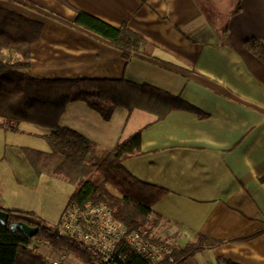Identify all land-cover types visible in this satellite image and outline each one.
<instances>
[{"label":"crops","instance_id":"obj_1","mask_svg":"<svg viewBox=\"0 0 264 264\" xmlns=\"http://www.w3.org/2000/svg\"><path fill=\"white\" fill-rule=\"evenodd\" d=\"M0 8L42 24L31 47L34 78H123L192 106L159 120L118 107L105 120L74 101L60 126L89 139L97 155L141 132L142 153L123 165L168 190L153 205L162 217L154 234L178 247L199 235L220 241L187 264H218L220 256L264 264V63L245 47L247 39L264 41V0H0ZM77 10L127 25L148 42L144 53L124 59L112 42L76 24ZM28 124L6 131L0 118L1 189L8 208L34 211L55 225L75 184L42 175L30 188L3 159L8 145L25 146L26 140L38 145L31 148L51 150L45 136L52 130Z\"/></svg>","mask_w":264,"mask_h":264},{"label":"trees","instance_id":"obj_2","mask_svg":"<svg viewBox=\"0 0 264 264\" xmlns=\"http://www.w3.org/2000/svg\"><path fill=\"white\" fill-rule=\"evenodd\" d=\"M66 3V0H59ZM76 24L116 45L126 60L144 53L148 42L127 25L116 27L77 10ZM42 24L21 14L0 8V118L6 131L18 132L23 123L52 130L45 136L49 152L25 146L8 145L3 159L19 184L36 188L42 175H58L75 184L68 201L80 209L87 204H104L115 221L126 227V233L139 232L156 244L171 249L157 264H187L188 258L214 247L220 241L199 235L184 247L161 240L154 234L162 217L153 205L168 190L144 182L123 165L127 158L140 155L141 132L119 141L113 148L96 154L95 145L80 133L60 126L66 106L83 101L109 120L116 108L140 109L164 118L176 109H192L179 95L170 94L149 84L127 79H38L31 74V47L40 37ZM246 49L264 63V41L251 38ZM0 211L9 214L6 225L0 223V264H50L51 259L32 247L34 241L57 252L74 256L82 264H151L152 261L123 237L114 252L104 256L83 241L64 233L59 225H50L34 211L8 208L1 189ZM23 221L38 227L33 237L20 230L12 231L10 223ZM218 264H239L220 256Z\"/></svg>","mask_w":264,"mask_h":264},{"label":"built area","instance_id":"obj_3","mask_svg":"<svg viewBox=\"0 0 264 264\" xmlns=\"http://www.w3.org/2000/svg\"><path fill=\"white\" fill-rule=\"evenodd\" d=\"M58 225L64 233L74 235L104 256L111 255L123 237L151 259V264H157L164 255L171 252L166 243L156 244L145 240L139 232L127 234L126 227L114 220L111 211L104 204L90 203L83 209L67 204L61 213ZM65 259V256H59L51 259L50 264H66Z\"/></svg>","mask_w":264,"mask_h":264},{"label":"rangeland","instance_id":"obj_4","mask_svg":"<svg viewBox=\"0 0 264 264\" xmlns=\"http://www.w3.org/2000/svg\"><path fill=\"white\" fill-rule=\"evenodd\" d=\"M29 125V124H28ZM33 125V124H31ZM27 127H33V126H27ZM26 135L22 136L23 139H25ZM25 146L28 147H35L38 146L36 145V143H34V140H26L24 141ZM3 165L2 161L0 160V166ZM1 168V167H0ZM11 173V172H10ZM36 195V194H34ZM42 194H39V196H41ZM37 198V197H36ZM20 203H22V200L19 201ZM60 219V218H59ZM59 222V220H58ZM58 222H56L55 225H58ZM163 240V239H161ZM165 241V240H163ZM32 247L34 249H36L38 252L42 253L43 255H45L47 258L49 259H56L59 258L60 254L59 253H55L51 250H49V248L45 245H43L42 243H40L39 241H34L32 243ZM76 260H78L77 258H75L74 256H70V259L67 260V258L65 259L66 264H75L77 263Z\"/></svg>","mask_w":264,"mask_h":264},{"label":"water","instance_id":"obj_5","mask_svg":"<svg viewBox=\"0 0 264 264\" xmlns=\"http://www.w3.org/2000/svg\"><path fill=\"white\" fill-rule=\"evenodd\" d=\"M8 221H9V214L5 211H0V223L3 225H6ZM10 229L12 231L20 230L28 237H33L38 232V227L30 226L23 221H16V222L10 223Z\"/></svg>","mask_w":264,"mask_h":264}]
</instances>
